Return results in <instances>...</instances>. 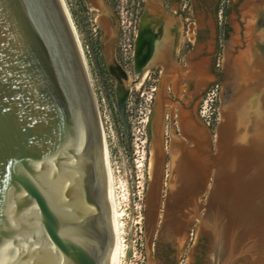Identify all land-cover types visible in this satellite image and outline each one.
<instances>
[{
	"label": "water",
	"instance_id": "obj_1",
	"mask_svg": "<svg viewBox=\"0 0 264 264\" xmlns=\"http://www.w3.org/2000/svg\"><path fill=\"white\" fill-rule=\"evenodd\" d=\"M74 39L58 0H0V264H113L107 166ZM239 93L221 100L201 176L170 147L161 209L162 173L153 170L148 256L159 217L160 233L173 232L185 197L193 207L184 232L201 222V196L207 210L219 186L231 195H248L257 180L264 187V95L247 91L240 104ZM118 110L126 134L125 101Z\"/></svg>",
	"mask_w": 264,
	"mask_h": 264
},
{
	"label": "flooded vegetation",
	"instance_id": "obj_2",
	"mask_svg": "<svg viewBox=\"0 0 264 264\" xmlns=\"http://www.w3.org/2000/svg\"><path fill=\"white\" fill-rule=\"evenodd\" d=\"M58 1L76 37L103 136L101 111L109 101L119 120L122 101L126 121L130 106L145 116L149 180L154 169L162 173L161 209L170 147L186 170L197 163V178L206 167L208 135L215 129L210 94L217 77V0H75L73 9ZM200 225L161 234L159 217L146 264H209L205 242L201 246L207 238L195 232Z\"/></svg>",
	"mask_w": 264,
	"mask_h": 264
},
{
	"label": "rangeland",
	"instance_id": "obj_3",
	"mask_svg": "<svg viewBox=\"0 0 264 264\" xmlns=\"http://www.w3.org/2000/svg\"><path fill=\"white\" fill-rule=\"evenodd\" d=\"M67 4L69 7L71 4L70 8L73 9L75 0H67ZM263 4L264 0H217L218 31L215 51L217 77L210 94L212 112L215 116V128L220 119L221 100L224 96L230 94L232 87L233 89L241 87L252 89L253 87L250 86L252 81L250 80L260 79L264 81ZM210 50H213V41ZM250 55H254L257 61L262 60V63H258L262 64V68L259 65L255 68L256 63L249 61ZM237 60L241 64L239 68L240 72H243L244 80L238 78ZM239 77H242V74ZM249 86L251 88H248ZM111 102H108L109 107L101 111V118L104 147L111 168L114 197L119 214L121 247H123L119 264H146L144 203L147 186L150 182V174L149 165L147 166L148 147L145 134V116L139 113L137 115L131 113L132 106H130V110L127 112L129 116L127 133L124 134L117 112L112 107ZM130 102L133 101L130 100ZM206 104H209L207 96L202 101V105L205 106ZM138 115L141 118L136 119L135 117ZM199 200L201 206L198 209V215L201 214V217H199L201 219L204 215L205 196H201ZM260 226L264 230V223H261ZM204 228L205 226L202 225L200 229ZM195 232L197 235L207 238L206 241L202 240L201 246L203 247L205 242L208 262L212 264L209 250L211 249L209 245H211L212 239L203 235L204 233H199V227L195 228ZM226 232L224 229L222 232L216 230V235L219 238ZM211 233H213L212 230H210L209 235ZM235 234L229 235L238 237L241 233L236 232ZM246 258L243 264L256 261V256L253 254ZM233 259L237 261L241 258L234 256Z\"/></svg>",
	"mask_w": 264,
	"mask_h": 264
},
{
	"label": "bare ground",
	"instance_id": "obj_4",
	"mask_svg": "<svg viewBox=\"0 0 264 264\" xmlns=\"http://www.w3.org/2000/svg\"><path fill=\"white\" fill-rule=\"evenodd\" d=\"M262 6H264V4ZM66 19L70 25L67 16ZM71 30L73 32L72 27ZM73 35L76 41L74 32ZM78 50H79V46H78ZM249 61L250 62L253 61L254 63H256L255 68L258 67L257 65H259V67L262 68L261 67L262 64H258V63H262L261 62L262 60H258L259 61L258 62L257 60H255L254 55L253 56L250 55ZM240 65H241L240 62L237 60L238 78L239 79L243 78L244 80L243 72L242 73L240 72V68H239ZM241 74L242 77H239V75L241 76ZM250 81L252 82L251 83L249 82L251 84L249 85L252 86L253 88L252 89H244V87L239 88L238 90L240 91V93L238 95L239 97L238 101L242 100L241 99L243 98L242 96L245 95L247 91L248 92L251 91L252 93L255 94L260 93L264 95V82L260 79H254ZM255 81L261 82L262 84L261 85L256 84ZM256 85H258V87ZM250 86L248 88H251ZM242 101H240V104L242 103ZM97 123L99 126V131H100V136H101V141H102V146H103V151L107 166V172H108V181H109L111 208H112V225H113V264H119L121 260V254L123 248L121 247V232H120V223L118 220L119 214L117 212L116 202L114 197V187H113V181L110 170L111 168L109 165L108 155L104 147V137L99 122L97 121ZM263 131L260 132V128H257V130L253 132L252 135H256L258 137L262 136ZM207 161L208 160L206 158V166L208 164ZM194 163L196 165L195 168L193 167L194 168L193 170L196 171V174L195 171L193 174H195L197 177L198 176L197 174L198 168L196 167L197 163L195 161ZM205 168L201 167L200 176L203 174ZM189 182H190V178H189ZM254 182H256V180ZM256 183L257 185L249 189L248 195L247 192L245 191L241 192L238 188L237 189L235 188L236 191H234L231 195L230 190L227 187L222 185L223 187L221 188L219 186L216 189L214 201H212L211 205L207 210L204 209V215L201 218L202 220L200 224L205 226V228L200 229L202 227V225H200L199 230L201 234L204 233L203 235H206L207 237H210L212 239L211 245H209L211 246V249L209 250L211 256L210 258L212 259L211 260L212 264H243L245 263L244 261H246L245 259H247L246 257L248 256L249 258V255L251 256L252 254L256 256L255 258L256 264H264V230L260 226L261 223H264V187L263 185L258 184L259 183L258 180ZM185 201L186 204L184 207L185 210L184 216L179 224L180 226L178 225L175 228L174 232L183 230L185 224H187L185 218L188 217V214L190 213L193 206L187 203L186 197H185ZM223 229L227 231L226 234L221 235V237L219 236L218 238L216 235V230H220V232H222ZM210 230H212L213 233L209 235ZM232 231L241 234L240 236L237 235L238 237L231 236L235 234ZM234 256H239L241 259L236 261L233 259Z\"/></svg>",
	"mask_w": 264,
	"mask_h": 264
}]
</instances>
